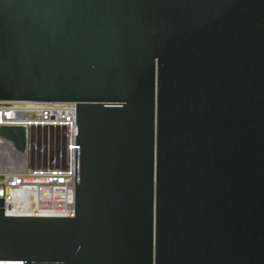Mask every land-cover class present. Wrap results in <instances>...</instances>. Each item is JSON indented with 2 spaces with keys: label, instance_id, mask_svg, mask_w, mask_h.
Here are the masks:
<instances>
[{
  "label": "water",
  "instance_id": "95a60500",
  "mask_svg": "<svg viewBox=\"0 0 264 264\" xmlns=\"http://www.w3.org/2000/svg\"><path fill=\"white\" fill-rule=\"evenodd\" d=\"M0 101L76 102L74 216L0 198V264H264V0H0Z\"/></svg>",
  "mask_w": 264,
  "mask_h": 264
},
{
  "label": "built area",
  "instance_id": "2783aa9c",
  "mask_svg": "<svg viewBox=\"0 0 264 264\" xmlns=\"http://www.w3.org/2000/svg\"><path fill=\"white\" fill-rule=\"evenodd\" d=\"M0 126H22L26 147L0 136V198L11 216H74L76 102L0 101Z\"/></svg>",
  "mask_w": 264,
  "mask_h": 264
}]
</instances>
